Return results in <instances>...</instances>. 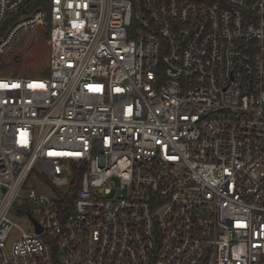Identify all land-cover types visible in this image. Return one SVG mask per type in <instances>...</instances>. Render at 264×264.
<instances>
[{
	"label": "built area",
	"instance_id": "2783aa9c",
	"mask_svg": "<svg viewBox=\"0 0 264 264\" xmlns=\"http://www.w3.org/2000/svg\"><path fill=\"white\" fill-rule=\"evenodd\" d=\"M28 1L0 0V55L45 25L4 28ZM48 15V75H0V264H264V0Z\"/></svg>",
	"mask_w": 264,
	"mask_h": 264
},
{
	"label": "rangeland",
	"instance_id": "374dc122",
	"mask_svg": "<svg viewBox=\"0 0 264 264\" xmlns=\"http://www.w3.org/2000/svg\"><path fill=\"white\" fill-rule=\"evenodd\" d=\"M49 47L45 38V28L39 26L18 33L10 50L3 57L11 66L4 71V76L46 77L48 73ZM27 188H33L39 194H50L47 183L38 178L37 171L26 183ZM20 226L27 228L25 221H19Z\"/></svg>",
	"mask_w": 264,
	"mask_h": 264
},
{
	"label": "trees",
	"instance_id": "16d2710c",
	"mask_svg": "<svg viewBox=\"0 0 264 264\" xmlns=\"http://www.w3.org/2000/svg\"><path fill=\"white\" fill-rule=\"evenodd\" d=\"M51 0H29L28 3H26L17 13L13 14L9 20L4 25V28H6L14 19L28 14L34 10L41 9L45 13H47V21L45 25L43 26L45 28V38L48 40L49 37V31H50V17L48 15L49 8H50ZM4 55H0V75L4 73L10 66V62H6L3 57ZM48 75V73H47ZM81 171L76 170L74 171V177L71 183L69 184L68 191L65 193L58 194L57 202L60 207L65 212H69L72 208V204L74 201V198L76 196L77 188L80 184V177H81Z\"/></svg>",
	"mask_w": 264,
	"mask_h": 264
}]
</instances>
